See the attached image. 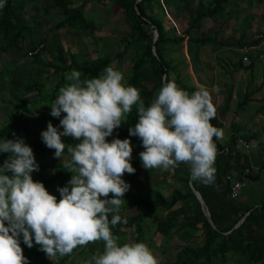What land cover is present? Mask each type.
<instances>
[{"label": "trees", "instance_id": "trees-1", "mask_svg": "<svg viewBox=\"0 0 264 264\" xmlns=\"http://www.w3.org/2000/svg\"><path fill=\"white\" fill-rule=\"evenodd\" d=\"M42 1L45 13L56 11L61 17L54 26L50 27L52 34V45L45 44L44 40L37 39V34L33 31L24 19L23 14L28 4L36 9L38 3ZM117 9L122 10L129 22V34L120 39L122 50L117 53L118 57H123L129 50L133 49L131 56V69L127 83L136 87L140 91L141 99L145 106L149 107L156 98L162 87V78L174 80L183 87L180 80L182 73L179 72L178 63L169 59L170 47L182 45L185 41L189 45H195L190 59L196 60L199 56L200 47L213 45L224 47L229 43H216L211 37L205 36L196 39L187 37L189 32L200 29L201 23L205 19L213 22L226 13V6L232 0H114ZM255 3H264V0H252ZM75 0H6L5 7L0 9V51L20 52L28 37V45L23 54V59L31 58L34 69L31 71L25 66L13 68L5 67L0 72V93L8 98L5 99L9 105V113L6 120L0 127V141L22 138L34 152L35 158L39 160L46 155H54L55 150L49 149L42 141L41 131L38 127H47L51 122L53 126L59 127L60 118L50 115L51 104L59 95V89L69 83L66 75L72 70L82 73V79L98 77L103 70L112 63L108 56L98 57L87 65H80L77 54L65 55L64 47L60 39V31H92L94 26L85 17L82 5L73 6ZM174 7L184 9L188 17L187 27L181 36L169 35L164 25L165 9ZM173 30V29H172ZM158 37L153 42L154 34ZM264 37V35H263ZM260 40H254L250 45H257ZM244 48L246 45H237ZM153 50L156 55L153 54ZM43 53L50 55L51 61L41 58ZM168 56V58H167ZM21 57V56H20ZM18 57V58H20ZM250 65L243 67L242 60L239 65L242 69L249 70L253 75L255 59L248 56ZM183 61L184 58H183ZM182 61V62H183ZM165 76V77H164ZM264 83V80H263ZM259 87L253 85V78L247 83L245 92L241 97H237V110H244L256 99L257 94L262 90L264 84ZM191 92L196 87L190 84ZM264 101V98L262 99ZM227 100L225 102V109ZM36 114L37 125H30L27 116ZM139 116L137 107L134 105L126 121L122 126L115 129L113 135L107 138L108 142L119 138L132 139L129 135V128L134 127ZM211 123L217 128H224L219 121L217 114ZM231 134L225 141L215 139L218 155L215 161V184L206 186L199 181H193L194 189L201 195L205 207L208 209L211 219L216 226L214 230L205 217L204 207L199 203L189 187L190 170L185 173L173 172L172 176L182 184L183 190L172 191L168 197L161 191L152 188L142 194H133L130 200L121 206L120 211H131L132 214L122 219V222L112 227L114 236L119 237L118 243L123 246L126 233L133 231V243H144V232L146 220L154 217L161 209L164 216L155 226V233L163 238L168 237L169 241L176 242V252L172 259L166 264H228L233 260L236 264H264V197L259 198L257 203H252L248 199L243 200L237 195H233L232 189L236 183L244 184L246 181L257 182L260 174L264 170V165L259 169L252 168L246 153H234L231 148L239 141L245 144L255 142L260 132L244 133L240 135L236 122L229 124ZM15 133V136L13 135ZM77 143H67L75 145ZM10 155V154H9ZM64 156L70 159V155L65 150ZM8 156H6V159ZM5 159V160H6ZM61 163H42L38 172L32 173L33 180L42 182L48 191L55 188L56 184L66 183L72 178V173L63 168ZM54 169V172L45 177L47 169ZM156 169V168H154ZM149 169V170H154ZM11 175V173H7ZM248 213L244 222L236 229L234 226ZM112 215H109L111 221ZM126 220V223L123 221ZM231 231L229 234H225ZM201 237L200 245H193L192 240ZM171 239V240H170ZM21 247L25 257L30 264H85V261L98 250L102 253L104 242L97 241L86 246H79L71 254L53 257L49 259L40 246L35 244L28 248L20 237ZM149 246V245H148ZM150 248V247H149ZM81 259V260H79Z\"/></svg>", "mask_w": 264, "mask_h": 264}, {"label": "clouds", "instance_id": "clouds-1", "mask_svg": "<svg viewBox=\"0 0 264 264\" xmlns=\"http://www.w3.org/2000/svg\"><path fill=\"white\" fill-rule=\"evenodd\" d=\"M5 4L0 0V9ZM81 77L75 69L66 75L69 83L59 89L50 106L52 117L66 115L59 127L49 122L41 133L43 143L55 150L54 158L72 173L68 186L58 188L59 201L42 182L33 180L32 173L40 166L25 140L0 141V154H10L0 166V264H30L21 236L28 248L34 246V239L49 259L103 241V252L98 250L85 264H159L147 244L121 246L111 230L122 222L123 197L131 188L122 177L136 169L131 163V140L108 142L107 138L122 126L134 105L139 119L129 135L142 141L145 150L139 155L145 169L168 170L186 163L193 181L215 184V139H223L224 130L211 123L216 108L207 88L189 93L174 79L162 78L158 95L146 107L140 91L112 65L96 78ZM62 137L80 142L66 145ZM66 149L70 159L64 157Z\"/></svg>", "mask_w": 264, "mask_h": 264}, {"label": "rangeland", "instance_id": "rangeland-1", "mask_svg": "<svg viewBox=\"0 0 264 264\" xmlns=\"http://www.w3.org/2000/svg\"><path fill=\"white\" fill-rule=\"evenodd\" d=\"M205 3V0H203ZM82 5L84 7L85 17L94 26L92 31H68L67 29L61 30L60 39L64 47L65 55L77 54L78 62L80 65H87L89 62L97 59L98 57L108 56L112 59L110 65L118 68L125 74L126 81L130 75L131 69V56L133 49L129 50L125 56L118 57L117 53L122 50L120 39L127 37L129 34V22L122 10L117 9V4L114 0H75L73 6ZM43 3L40 1L37 8L28 4L23 14L24 19L28 22L31 29L36 32L37 39L44 40L46 45H52V33L49 29L54 26L61 17L56 11H52L48 14L45 13L42 8ZM167 10V9H166ZM171 14L168 11L164 12V25L168 30L169 35L181 36L187 27L188 17L186 16L184 9L175 10L172 9ZM173 29V30H172ZM264 3L258 4L252 0H232L229 5L226 6V13L213 22L209 19L203 20L200 29H194L189 32L187 37L196 39L200 37L209 36L216 43L225 42L230 45L224 47H215L213 45H205L200 47L199 56H203V60H206V65L210 68L205 75L201 76L203 79L215 80L214 89H222L219 83L227 82V87L224 94V99L227 100V109L224 113L220 111V108L216 109L218 119L222 122L224 128V136L222 141L229 138L231 134V127L229 124L232 121L236 122L240 135L244 133H253L255 131H261L258 139L255 142L245 144L239 141L236 145H232L234 153H246L248 161L252 168L259 169L264 165V87L255 97L260 99L253 101L244 110H237V97H241L246 90V85L253 78V85L255 87L261 86L264 80ZM254 40H260L257 45H250ZM28 37L23 44L20 52H2L0 51V72L5 67L13 68L18 66H25L29 70H33L34 64L32 59H23V54L27 48ZM246 45L244 48H240L237 45ZM195 45H189L188 42L182 45H174L169 48V59L174 63H178L179 71L183 77V87L191 93L190 79L188 75L195 81L197 73L193 74L184 73L183 63L187 58L190 59V55L193 52ZM259 55V57H258ZM21 56V57H20ZM244 56H251L255 59L253 70L255 73L250 75L249 70L242 69L239 65V60H242ZM20 57V58H18ZM184 57L185 62L181 59ZM41 58L45 61H51L48 53H43ZM168 58V56H167ZM191 60V59H190ZM190 71V70H189ZM220 71V75H218ZM210 73V74H209ZM194 75V76H193ZM255 75V76H254ZM214 76V77H213ZM174 75L170 78L174 79ZM189 77V78H190ZM193 83H196L192 81ZM197 83L201 84L200 81ZM206 84H210L206 82ZM264 84V83H263ZM208 87L207 85H202ZM211 87V86H210ZM236 92H235V91ZM223 91V89H222ZM0 93V127L6 120L9 113V105L6 100L8 98L7 93L1 96ZM5 98V99H4ZM242 98V97H241ZM221 100L220 98H217ZM215 101V103L218 101ZM226 102V101H225ZM225 107V105H224ZM225 109V108H224ZM36 114L27 116L30 125L35 127L37 120ZM41 131L47 130V127H38ZM63 131V128H60ZM62 142L67 143H79V140L73 137H62ZM133 146L132 153V166L136 169L135 174L125 173L122 177L127 183L131 185L128 192L125 193L123 199L124 205L130 200V196L133 194H142L149 189L155 188L161 191L165 196L175 190H183V186L173 176V172L185 173L190 170V165L186 163H180L175 168L164 170L162 168H156L154 170H147L142 166L140 158V152L145 149L142 146V141L139 137H133L131 139ZM249 145V146H248ZM9 156L8 153L0 154V166ZM66 159L67 157L64 156ZM39 165L42 163L58 164L61 163L59 159L54 158V155H46L42 159L36 158ZM54 172V169H47L44 173L45 177H49ZM68 186L66 183L56 184L55 188L49 191L50 194L57 197V200L61 198L58 188ZM241 199H248L252 203H257L259 198L264 197V170L260 174V179L257 182L246 181L241 186L239 193L237 194ZM108 198H112V194H109ZM104 199V197H101ZM122 219L131 215V211H123L119 213ZM164 212L160 209L158 213L146 220V229L144 232V243L149 245L150 249L156 254L159 264H166L169 259H172L176 252V242L171 240L166 243L168 237L163 238L155 233L156 223L162 219ZM7 226V225H6ZM134 233L130 231L126 233V237L122 244L133 243ZM201 237L198 236L192 240L193 245H200ZM81 260V259H79ZM67 264V263H66ZM228 264H236L233 260H230ZM243 264H246L243 262Z\"/></svg>", "mask_w": 264, "mask_h": 264}, {"label": "crops", "instance_id": "crops-1", "mask_svg": "<svg viewBox=\"0 0 264 264\" xmlns=\"http://www.w3.org/2000/svg\"><path fill=\"white\" fill-rule=\"evenodd\" d=\"M172 9H175L174 7H170L168 10H169V12L171 13V14H173L172 12H171V10ZM166 10V9H165ZM168 10H166V11H168ZM175 10H177V9H175ZM185 42H187V41H185ZM184 42V43H185ZM183 44V43H182ZM258 57H259V55H258ZM184 58V57H183ZM183 58L181 59V61H183ZM253 58V57H252ZM254 59V58H253ZM187 61L185 62V61H183V62H185V63H183V69H184V73H186V74H193V72H196L197 73V78H196V80L197 81H200V83L201 84H199V83H197V81H195V77L193 78V79H191V77L188 75V78L187 79H190L191 80V82H190V84H193L195 87H196V89L197 90H199L201 87H204V88H207L209 91H210V94H211V96H212V101L213 100H216L217 98H220L221 100H219V99H217V101H218V103L216 102L215 103V101H213V104H214V106H215V108L217 109V108H220V111L222 112V113H224L225 111H226V109H227V106H226V109H224L225 107H224V105H225V101H226V99H224L225 97H224V92H225V90L224 89H226L227 87L225 86V84H227V82L225 83V82H223V83H219L218 85L219 86H221L222 87V89H223V91H222V89H214V87H215V83L217 82L218 83V81H216V79L215 80H206V79H203V75H205L207 72H209L208 70H210V68L208 67V65H206V60H203V56L202 55H200V56H198V59H196L195 61L194 60H190L189 58H187L186 59ZM190 70V71H189ZM180 72V71H179ZM253 72L255 73V69L253 70ZM181 73V72H180ZM201 74H202V76H201ZM210 74V73H209ZM218 75H220V71H218ZM194 76V75H193ZM255 76V75H254ZM183 77V76H182ZM182 77H180V80L182 79ZM190 77V78H189ZM214 77V76H213ZM192 81H194V82H196V83H193ZM206 82H209L210 84H206ZM202 85H209L208 87H205V86H202ZM211 86V87H210ZM246 87H247V85H246ZM197 90H195V91H197ZM235 91V90H234ZM236 92V91H235ZM218 117V116H217ZM220 121V120H219ZM221 122V121H220ZM255 132H257V131H255ZM255 132H253V133H255ZM260 134H261V131H260Z\"/></svg>", "mask_w": 264, "mask_h": 264}, {"label": "water", "instance_id": "water-1", "mask_svg": "<svg viewBox=\"0 0 264 264\" xmlns=\"http://www.w3.org/2000/svg\"><path fill=\"white\" fill-rule=\"evenodd\" d=\"M140 0H137L136 2H139ZM157 37H158V34L155 33L154 34V37H153V42H155L157 40ZM153 54L156 55V53L154 52L153 50ZM165 77V76H164ZM189 187L192 191V193L195 195V197L197 198V200L199 201V203L202 205V207H204V211H205V217L208 221V223L211 225V227L215 230L216 229V226L214 225L212 219H211V216H210V213L208 211V209L205 207V204L203 202V199L201 197V195L194 189L193 185H192V178H191V174L189 176ZM248 215V213L234 226L233 230L238 228L245 220L246 216ZM231 231L225 233V234H229Z\"/></svg>", "mask_w": 264, "mask_h": 264}, {"label": "built area", "instance_id": "built-area-1", "mask_svg": "<svg viewBox=\"0 0 264 264\" xmlns=\"http://www.w3.org/2000/svg\"><path fill=\"white\" fill-rule=\"evenodd\" d=\"M242 65L243 67H248L250 65V59L247 56H244L242 58ZM250 145V144H249ZM248 145V146H249ZM241 184L240 183H236L232 189L233 195H237L241 189Z\"/></svg>", "mask_w": 264, "mask_h": 264}]
</instances>
